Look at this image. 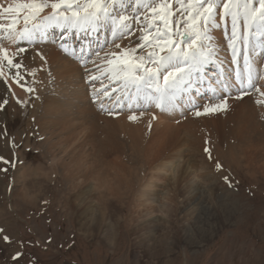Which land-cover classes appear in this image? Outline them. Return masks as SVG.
<instances>
[{"label":"bare ground","instance_id":"6f19581e","mask_svg":"<svg viewBox=\"0 0 264 264\" xmlns=\"http://www.w3.org/2000/svg\"><path fill=\"white\" fill-rule=\"evenodd\" d=\"M156 1L110 0L106 6L100 3L72 8V2L63 0H0V26L5 27L0 32L3 237L19 239L11 217L12 199L24 203L33 200L25 184L29 177L47 179L53 175L62 177L73 193L70 203L77 231L89 238L97 236L110 246L115 240V224L105 217L104 199L131 198L133 259L143 260V264H166L178 239L187 245H201L215 235L214 229L208 230L212 218L209 210H214L216 216L221 214V219L213 221L219 222V227L233 225L236 207L228 205V211L216 204L215 198L231 196L235 187L231 178L242 167L253 177L264 176V0H174L169 8L170 23L153 18ZM161 2L168 7L167 0ZM174 5L188 13L175 15ZM55 14L70 23L66 36L44 31V40L28 28L29 33L16 43L23 26ZM185 15L188 21H182ZM49 21L58 25L56 30L68 25ZM71 23L83 30H103L90 32L93 49L99 43L96 45L97 36L102 38L99 44L106 45L103 50L96 49L88 65L76 63L55 43L57 38L61 44L66 43L74 29ZM143 33L145 39L138 42L137 36ZM83 41L75 43L80 61L85 60L79 54L86 51ZM148 41L151 46L143 49L134 44ZM155 46L162 47L159 54ZM243 57L255 66L257 79L248 96H224L215 89L218 99L202 91L199 100L194 101L187 92L184 104L170 102L171 97H183L188 83L185 77L195 79L202 73L201 79L210 82L211 75L204 72L212 74V69V75L218 74L215 68L219 65H227L231 58L239 64ZM195 66L196 73H185ZM128 79L137 86L148 82L157 85L148 86L156 102L148 109L107 110L111 92ZM178 80L182 82L176 90L165 88L171 85L174 89ZM45 90L50 95L38 103ZM162 95H166L165 104L159 109ZM114 101H122L120 94L114 96ZM11 110L27 114V134L37 122L38 135L45 138L42 147L50 155V167L23 164L19 148H13L23 143L27 134L22 131L7 136L5 117ZM30 142L29 135L25 143ZM138 159L143 161L140 172L132 167ZM7 171L13 179L4 185ZM133 178L137 181L135 188L129 185ZM4 193L10 199L9 207L3 204ZM201 235L205 238L200 239ZM162 256L166 257L161 260ZM215 258L217 264L229 260V246H224Z\"/></svg>","mask_w":264,"mask_h":264},{"label":"rangeland","instance_id":"374dc122","mask_svg":"<svg viewBox=\"0 0 264 264\" xmlns=\"http://www.w3.org/2000/svg\"><path fill=\"white\" fill-rule=\"evenodd\" d=\"M63 1L72 2L71 5L74 7L76 5H99L100 3L106 6L110 2V0ZM161 1L155 2L154 8L157 11L153 18L170 23L171 10L169 8L174 0H167V8L163 7ZM174 6L175 15L188 13L187 10L182 9L183 7ZM182 21H188L187 15L182 17ZM128 23L130 26L133 25L132 21ZM144 34L137 36L138 42L145 39ZM134 44L139 45L137 49L151 46L150 41L144 44L137 42ZM159 46H155L157 54L162 48ZM46 90L41 93L38 103H41L45 96L50 95ZM14 113L11 110L5 117L8 137H14L22 131H27V114ZM37 127V122L34 121L31 132L28 130L30 134L26 132L27 136H31L29 145L25 143L27 141V136H25L23 143L13 149L19 148L24 165L50 167V155L42 147L45 138L38 135ZM211 131H214L213 128ZM222 146L224 148L223 144ZM213 154L218 161L223 162L219 154L215 151ZM135 163L129 164L130 166L133 164L132 167L135 169L139 168L140 172L143 161L138 159ZM2 171L3 169L0 168L1 173ZM233 175L231 182L235 187L231 196L215 198L216 204H222L228 211V205L233 206V209L236 207L233 225L223 224L219 227V222L215 224L213 221L221 219V214L218 213L216 216L212 214L214 210H209L212 218L209 220L211 226H208V230L214 229L216 234L213 235L215 232L212 231L213 236L201 245L198 243L187 245L182 238V240L178 239L175 241L178 242L174 247L175 252L169 255L166 264H217L215 257L227 245L229 246V260H224L219 264H264V176L256 174V177H253L244 167L240 168L237 173L234 172ZM12 179L10 171L5 172L4 185L9 184ZM25 184L29 189V196L34 197V201L24 203L19 198L12 199L14 211L11 217L15 222L19 239L13 240L8 235V237H3L0 233V264H143V260L133 259L135 245L132 230L134 218L131 217L130 210L131 198L123 196L122 200H117L109 196L104 199L105 217L115 224V240L110 246L104 244L97 236L89 238L77 231L76 215L70 203L73 193L70 194L62 177L58 175L47 179L42 176L29 177ZM136 184L135 178L130 180V186L135 188ZM9 202V197L4 193V206L9 207ZM2 222L3 219H0V224ZM0 229H2L1 226ZM4 238L14 243H8ZM203 238L205 237L201 235L200 239ZM249 250H252V253H249ZM244 253H249L250 256L243 258ZM165 257L162 256L160 259L163 260Z\"/></svg>","mask_w":264,"mask_h":264}]
</instances>
